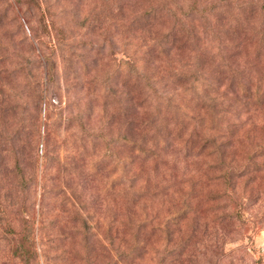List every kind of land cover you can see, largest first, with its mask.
<instances>
[{"label":"trees","instance_id":"1","mask_svg":"<svg viewBox=\"0 0 264 264\" xmlns=\"http://www.w3.org/2000/svg\"><path fill=\"white\" fill-rule=\"evenodd\" d=\"M60 2L77 8L82 4V0H31L28 20H34L32 8H39L36 26L29 24L30 33L19 38L20 45L17 47L14 42L7 55L0 54V76L7 78L10 73L15 81L17 67L22 61L38 64L47 87H55L59 80L65 82L69 77L77 80L80 77L79 82H73L80 92L75 105L76 102L81 104V109L76 112L87 110L88 120L80 122L82 130L77 137L78 144L74 146L75 160L86 162L89 173L85 168V177L89 174L101 177L97 179L99 191L101 185L108 192L115 187L109 180L102 181L104 163L100 165L102 154L98 150V141L104 137L100 133L103 128L101 118L105 115L104 105L110 94L122 98L126 153L124 177L128 182L127 193L132 194L129 200L135 196L133 192L142 189L132 186L135 177L132 166L136 161L163 160L170 148L188 144V139L183 140L174 124L169 122L170 116L200 125L205 111L216 109L215 114L223 115L224 122L219 128L208 126L207 129L215 133L214 145L228 148L252 128L251 125L243 129L247 117L241 119L242 114L250 112L252 106L264 113V0H100L98 4L92 2L94 5L87 11L85 9L81 19L96 32L94 40H80L78 43L72 38L71 42L64 41V34L56 36L61 32L57 27L64 26L55 19L58 10L54 8ZM41 32L45 33L40 35ZM57 38L61 40L57 42ZM115 42L122 45L123 60L118 62H115L114 53L108 50ZM43 43L48 52L37 54L38 45ZM56 45H61L63 51L57 52ZM34 48L36 57H32ZM81 48H84L83 53L74 51ZM28 49L32 50L28 52ZM56 64H59L61 73L69 77L58 79ZM109 78H112L111 83ZM73 84H67L65 91L72 89ZM92 97L97 102L101 100L98 110L87 103ZM84 105L85 109H82ZM226 132L233 138L232 143L227 141ZM263 135L264 131L253 137L250 145L254 151L250 154L253 160L250 173L254 175L252 180L260 183H264ZM199 155L200 152L191 154L193 157ZM53 161L55 163H46L45 166V169L53 166L52 173L39 182L41 199L36 204L35 213L27 202L19 204L14 198L11 200L17 197V186L9 197L12 202L8 204L18 206L23 223L21 229L14 232L17 237L9 251L22 264H34L36 248L31 226L36 221L41 225L43 241L48 245L51 243L53 250L59 252L55 257L59 264L67 257L62 242L70 239L76 252H84L82 255L88 264H96L99 257H105L102 253L116 260L139 257L148 250L152 252L157 234L170 235L167 222L159 220L156 213L138 215L131 213L132 209L127 212L110 209L105 222L103 217L95 218L87 225L86 232L80 230L77 223L86 222L88 215L90 219L96 214L94 210L87 212L92 199L88 205L83 194L76 192V184L66 176L72 171V164L58 158ZM36 177L37 168L32 180ZM30 180L27 179L29 183ZM260 188L264 192V185ZM96 204L100 205L99 202ZM198 219H193L196 224L192 231L200 233L202 240L217 234L212 227L204 228V223L200 227ZM130 241L132 249H140L133 250L134 255L126 249H118ZM183 248L186 251L184 243ZM188 256L189 253L181 250L180 253L174 252L172 260L167 261L182 264Z\"/></svg>","mask_w":264,"mask_h":264},{"label":"rangeland","instance_id":"2","mask_svg":"<svg viewBox=\"0 0 264 264\" xmlns=\"http://www.w3.org/2000/svg\"><path fill=\"white\" fill-rule=\"evenodd\" d=\"M92 2L98 4L100 0H82L79 8L60 2L54 8L58 10L55 19L64 26L57 27L61 32L56 36L64 34V41L66 39L71 42L74 39L77 43L80 40H94L96 32L90 30L87 22L83 24L81 21L83 13L94 5ZM31 6V0H0V54L7 55L13 49L14 42L17 47L20 45L19 38L30 33L29 24L36 26L35 18L39 17V8H32L34 20H28ZM43 33L45 32L40 35ZM58 39L60 38H57V42ZM49 42L52 43L53 39ZM45 43L38 45L37 54L48 52L44 48ZM62 48L61 45L55 47L57 52H62ZM84 48L74 51L83 53ZM31 50L28 49V52ZM108 50L114 53L115 62L123 60L122 45L115 42ZM36 53L34 48L32 57H36ZM19 65L15 81L10 73L7 78L0 76V264H22L9 251L17 237L14 232H18L23 225L22 215L17 210V205L11 207L8 203L13 198L19 204L27 202L32 205L35 213L36 204L41 199L39 182L52 173L53 166L51 169H45V166L46 163H55L54 158L73 165L72 171L66 176L76 184V192L83 194L88 205L92 199V206L87 212L94 210L96 214L90 219L88 215L86 222L79 221L77 224L80 230L86 232L87 225L95 218L103 217L105 222L110 209H118L120 212L132 209L131 213H144L145 216L156 213L159 220L168 224L170 235L157 234L152 252L148 250V253L139 257L116 260L102 253L105 257H99L96 264H172L167 260H172V254L180 253L181 250L185 254L189 253L188 260L182 264H264V192L260 188L264 183L253 181L254 175L250 173L253 166L250 154L254 152L250 147L252 138L260 136L264 131V113H261V109L256 110L252 106L250 112L242 114L241 119L247 117L243 129H248L251 125L252 128L247 135L238 137L241 142L235 137L236 141L232 143L233 138L229 132L225 133L227 141L232 143L228 148L214 145L215 133L207 129L208 126L219 128L224 122L225 118L221 117L223 115L215 114L216 109L206 110L200 125L191 120L170 116L169 122L174 124L183 140L188 139V144L170 148L163 160L136 161L132 166V174H135L132 186L134 189H142L133 192L135 196L129 200L132 194L127 193L128 182L124 177L126 153L122 98H114L110 94L104 105L105 115L101 118L103 128L100 131L104 137L98 141V150L102 154L99 160H102L100 165L105 164L102 165V181L109 180L115 187L108 192L101 185L102 189L99 191L97 179L101 177L96 174L85 177L84 172L89 173L86 162L75 160L74 146L78 144L77 137L82 130L80 122L88 120L87 110H80L78 114L76 112V109H81V104L77 105L76 102L77 106L75 105L80 92L73 82H79L80 77L78 76V80L69 79L68 75L61 73L59 64H56L60 75L58 79L61 76L69 78L65 82L59 80L55 87H47L42 79V70L36 62L27 64L21 61ZM111 79L109 78L110 83ZM67 84L73 86L65 91ZM100 101L97 102L92 97L91 102L87 103L96 106L95 110H98ZM85 105L82 109H85ZM196 152L201 155L191 156ZM36 168L37 177L32 180ZM28 178H31L30 183ZM16 186L17 197H12ZM133 199L135 203L132 202ZM198 217L201 218L200 221ZM193 219H198L200 227L204 223V228H214L215 232L218 231L217 234L202 240L200 233L192 231V226L196 224ZM31 228L36 248L34 264H59L55 258L59 252L53 250L51 243L48 245L43 241L41 225L36 221ZM62 244L66 246L67 257L60 264L89 263L87 258H83L84 252H76L71 239ZM119 248L126 249L130 255L135 254L133 250H140L135 247L132 249V241Z\"/></svg>","mask_w":264,"mask_h":264}]
</instances>
